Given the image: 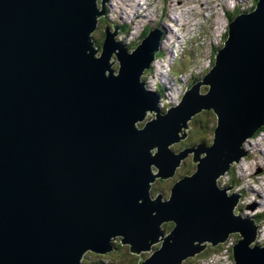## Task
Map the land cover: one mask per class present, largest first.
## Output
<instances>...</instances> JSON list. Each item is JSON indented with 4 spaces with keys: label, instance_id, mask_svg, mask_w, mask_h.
Segmentation results:
<instances>
[{
    "label": "water",
    "instance_id": "1",
    "mask_svg": "<svg viewBox=\"0 0 264 264\" xmlns=\"http://www.w3.org/2000/svg\"><path fill=\"white\" fill-rule=\"evenodd\" d=\"M107 1L0 0V264H87L113 243L147 257L137 264H184L234 234L233 263L264 264L240 195L218 186L264 126V0L165 113L142 81L162 31L132 50L106 26L95 47ZM204 110L211 144L177 153ZM189 154L194 173L172 184Z\"/></svg>",
    "mask_w": 264,
    "mask_h": 264
},
{
    "label": "rangeland",
    "instance_id": "2",
    "mask_svg": "<svg viewBox=\"0 0 264 264\" xmlns=\"http://www.w3.org/2000/svg\"><path fill=\"white\" fill-rule=\"evenodd\" d=\"M138 1L139 0H112V6H110V4L108 5L107 20L102 18L99 43L103 40L105 25L112 24L111 18H113L114 24L116 22H123L128 26L130 34L122 33L118 36V39L131 48L141 42L140 37L146 27L152 28L159 25H161L159 27L160 29L165 27L164 37L167 39V42L161 45L160 50L162 55L158 57L155 68L149 74L150 76H148L146 81L152 83L154 78H159L158 74L160 71L163 72L165 69V75L169 72V75L172 74V77L180 73L184 76L181 85L179 81H181L182 78L177 77V88L184 86L186 84L185 79H189V77L191 78L189 83H191L194 78L198 80L203 78L208 69L212 66L215 52L224 44V36L227 35L230 19L237 17L241 13H245L255 2V0H203L205 6H200L197 0H182L184 3L180 4L179 7L181 8L174 10L173 7L170 6L172 4L170 1H173V5H175V3L181 0H142V3H147V5H144L145 8L150 6L148 8L149 11L145 9V11H143L145 15H142L144 17L147 16V19L143 20L137 18L135 20L133 19V15ZM138 6L142 7V4L138 3ZM200 10L203 11L202 14H200ZM149 12L153 15L150 16ZM191 14L199 16L192 20L190 18ZM176 15H180V22L177 20V22H179L177 24L172 20V17ZM149 19H151V21L148 23ZM177 36L180 37L178 41L176 40ZM174 40L176 42H174ZM172 41L176 45V48H174L173 43L171 44ZM169 52L171 56L168 54ZM147 88L153 91V88H150L149 85H147ZM182 88L184 90V87ZM204 91L205 89L202 87L201 92ZM168 106L165 108V111L168 110ZM153 117L154 115H151L150 119ZM193 118L194 119L188 121L189 127L182 129L186 136L181 140L177 153L184 149L196 147L201 143L208 146L212 142L213 130L216 125L215 115L212 112L204 110L200 115H196ZM245 149L248 152L247 157L233 164L230 170L219 180V183L221 188L228 189L227 193L229 195H240L235 213H239L243 218H251L257 221L259 233L256 243L263 245L264 130L252 137L245 144ZM200 157H205V154H202ZM192 158V154H189L181 161L180 167L183 173L169 178L172 184L179 178L194 173L196 166L192 163ZM162 228L165 235H167L172 228V223L164 224ZM233 236L238 238L237 234ZM231 238L230 242L224 245L222 256L224 261L221 262L222 264H234L227 252L228 247L235 244L232 235ZM236 238L235 240H237ZM118 246L119 247L114 245L112 255H92L87 264H91L92 262L100 264H137L140 258H147L141 255L137 256L130 254L127 245L118 243ZM158 247L159 244L157 245V248ZM214 252L215 250L208 247L203 252L204 255H201V253V256L198 255L190 259L187 264H217L213 257L206 261L198 262V259L207 258Z\"/></svg>",
    "mask_w": 264,
    "mask_h": 264
},
{
    "label": "trees",
    "instance_id": "3",
    "mask_svg": "<svg viewBox=\"0 0 264 264\" xmlns=\"http://www.w3.org/2000/svg\"><path fill=\"white\" fill-rule=\"evenodd\" d=\"M256 2H257V0H255V4H254V6L256 5ZM99 9H100V6H99ZM252 9H253V8H252ZM107 10H108V8H107ZM107 15H108V13H107ZM233 19H234V17H233L232 19H230V21L233 20ZM105 20H106V19H105ZM97 26H98V25H97ZM146 33H147L146 31L143 32L141 37H144V35H146ZM224 38H226V35L224 36ZM102 41H103V40H102ZM101 43H102V42H101ZM101 43H98V42L95 43V42H94V46H95V47H97V46H101ZM135 47H136V45H134V47H132L131 49H134ZM131 49H129V50H131ZM99 54H100V53H99ZM99 54H98V55H99ZM212 64H214V61H213ZM196 80H198V79H196ZM196 80H194V81H196ZM204 89H207V88L205 87ZM207 112H211V111H207ZM263 130H264V126L261 127V128L255 133V135H257L259 132H261V131H263ZM255 135H254V136H255ZM174 152H175V150H174ZM113 244H114L115 246L119 247L117 243H113ZM121 245H122V244H121ZM210 248H211V247H210ZM218 249H219V247L212 248V250H215V251H218ZM129 253H130V252H129ZM201 255H204V253H202ZM201 255H200V256H201ZM189 260H190V259H189ZM189 260H187L186 262H184V264H187V262H188ZM82 261H83V260H82ZM82 264H85V263L82 262ZM91 264H100V263H94V262H92Z\"/></svg>",
    "mask_w": 264,
    "mask_h": 264
},
{
    "label": "bare ground",
    "instance_id": "4",
    "mask_svg": "<svg viewBox=\"0 0 264 264\" xmlns=\"http://www.w3.org/2000/svg\"><path fill=\"white\" fill-rule=\"evenodd\" d=\"M172 2V4L170 5L171 7H173V9L174 10H177V9H180L181 7H179L180 6V4H182V3H184V1H180V2H178V3H175V5H173V1H170V3ZM197 3L198 4H200V6H202V5H204L205 6V2L203 1V0H197ZM143 11H145V9L143 10ZM185 12V11H184ZM188 13H189V11H188ZM203 13V11H201L200 10V14H202ZM149 14H150V12H149ZM151 15H153V14H150V16ZM197 16H199V15H196V14H191L190 15V18L192 19V20H194ZM190 19V20H191ZM185 21V20H184ZM176 23H177V21H176ZM164 29H165V27H164ZM162 45V44H161ZM177 182V181H176Z\"/></svg>",
    "mask_w": 264,
    "mask_h": 264
},
{
    "label": "flooded vegetation",
    "instance_id": "5",
    "mask_svg": "<svg viewBox=\"0 0 264 264\" xmlns=\"http://www.w3.org/2000/svg\"><path fill=\"white\" fill-rule=\"evenodd\" d=\"M161 25H159V27H160ZM150 30V27H148L145 31H149ZM133 45H134V43H133ZM148 72H150V70L149 71H147V74H148Z\"/></svg>",
    "mask_w": 264,
    "mask_h": 264
},
{
    "label": "built area",
    "instance_id": "6",
    "mask_svg": "<svg viewBox=\"0 0 264 264\" xmlns=\"http://www.w3.org/2000/svg\"><path fill=\"white\" fill-rule=\"evenodd\" d=\"M224 251V250H223ZM223 251H222V253H221V258H222V256H223ZM228 254H229V247H228ZM223 259V258H222Z\"/></svg>",
    "mask_w": 264,
    "mask_h": 264
}]
</instances>
